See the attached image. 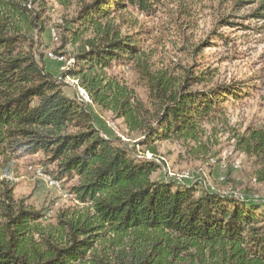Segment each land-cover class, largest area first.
Listing matches in <instances>:
<instances>
[{
	"label": "trees",
	"instance_id": "obj_1",
	"mask_svg": "<svg viewBox=\"0 0 264 264\" xmlns=\"http://www.w3.org/2000/svg\"><path fill=\"white\" fill-rule=\"evenodd\" d=\"M163 1L81 2L76 16L61 25V44L76 45L66 76L76 79L90 101L122 120L128 131L141 130L137 144L154 159L132 157L101 135L84 99L65 96L61 82L34 54L19 50L24 36L0 23V264L80 263L93 247L96 231L117 238L142 231L151 245L137 264H187L191 258L189 264H264V205L183 181H150L160 166L153 145L191 137L211 114L221 112V99H237L231 88L215 84L192 90L199 78L187 75L182 84H174L147 74L153 114L145 122L133 93L105 72L112 63L133 64L140 55L138 33L123 32L124 26H134L121 12L130 7L149 15ZM22 8L41 29L38 14L27 5ZM252 16L264 19L258 11ZM239 145L245 154L264 148L261 142L250 149L242 138ZM21 150L58 162V179L79 178L72 194L91 213L77 219L59 213L58 238L37 227L41 211L15 201L10 182L1 177L8 174L3 167L13 158L10 152Z\"/></svg>",
	"mask_w": 264,
	"mask_h": 264
},
{
	"label": "rangeland",
	"instance_id": "obj_2",
	"mask_svg": "<svg viewBox=\"0 0 264 264\" xmlns=\"http://www.w3.org/2000/svg\"><path fill=\"white\" fill-rule=\"evenodd\" d=\"M89 1L36 0L31 4L0 0V23L6 22L7 30L24 36L19 50L31 51L44 70L61 82L65 96L84 99L92 125L101 135L132 157L154 159L137 144L141 130L128 131L122 120L92 103L76 79L66 76L74 64L76 45L61 44V25L76 16L81 2ZM24 5L38 14L41 29L32 24L33 15L22 10ZM256 11L264 14V0H164L149 15L130 7L121 12L134 26L130 30L124 26L123 32L138 33L140 55L133 64L112 63L105 72L133 93L141 108L140 119L148 122L153 114L147 74L174 84H182L187 75L199 78L201 82L193 84L192 90L225 84L237 96L221 99V112L211 114L191 137L156 142L155 160L160 166L150 181H177L187 174L190 180H181L184 183L264 205V148L245 154L239 145L240 138L250 149L261 142L264 145V19L253 17ZM252 134L258 135L253 138ZM10 154L13 158L3 167V174H8L1 177L10 182L15 201L41 211L36 225L44 233L54 232L57 238L62 234L56 219L59 213L68 219L91 213L89 205L72 194L79 178L58 179V162L41 152ZM37 170L57 179L60 187H49ZM139 232H128L119 239L105 231L94 232L93 247L76 264H137L151 245L149 237ZM34 239L40 241L39 236Z\"/></svg>",
	"mask_w": 264,
	"mask_h": 264
},
{
	"label": "bare ground",
	"instance_id": "obj_3",
	"mask_svg": "<svg viewBox=\"0 0 264 264\" xmlns=\"http://www.w3.org/2000/svg\"><path fill=\"white\" fill-rule=\"evenodd\" d=\"M54 35V34H53ZM87 99V98H86ZM90 102V101H89ZM116 129V128H115ZM44 174V173H43ZM42 173H41V170H37V175L38 176H40V177H43V178H45V181H46V183H49V179H51V178H49V177H45L44 175H43ZM182 178V179H181ZM178 181H181V180H183V179H185V180H190V177L187 175V174H183L182 175V177H181ZM184 180V181H185ZM58 182V181H57ZM49 187H51V188H53V189H58L60 186H58L57 184H49L48 185Z\"/></svg>",
	"mask_w": 264,
	"mask_h": 264
},
{
	"label": "built area",
	"instance_id": "obj_4",
	"mask_svg": "<svg viewBox=\"0 0 264 264\" xmlns=\"http://www.w3.org/2000/svg\"><path fill=\"white\" fill-rule=\"evenodd\" d=\"M183 180H185V179H183ZM186 181H189V180H186ZM48 185L49 184H57L58 186H60V183L59 182H57V181H55V180H53V179H49V183H47Z\"/></svg>",
	"mask_w": 264,
	"mask_h": 264
}]
</instances>
